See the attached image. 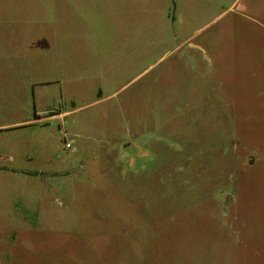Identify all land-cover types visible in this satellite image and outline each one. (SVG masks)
Returning a JSON list of instances; mask_svg holds the SVG:
<instances>
[{"label": "rangeland", "instance_id": "374dc122", "mask_svg": "<svg viewBox=\"0 0 264 264\" xmlns=\"http://www.w3.org/2000/svg\"><path fill=\"white\" fill-rule=\"evenodd\" d=\"M0 264H264V0H0Z\"/></svg>", "mask_w": 264, "mask_h": 264}, {"label": "built area", "instance_id": "2783aa9c", "mask_svg": "<svg viewBox=\"0 0 264 264\" xmlns=\"http://www.w3.org/2000/svg\"><path fill=\"white\" fill-rule=\"evenodd\" d=\"M66 147H67L68 149H71V148H72V144H71L70 142H68L67 145H66Z\"/></svg>", "mask_w": 264, "mask_h": 264}]
</instances>
